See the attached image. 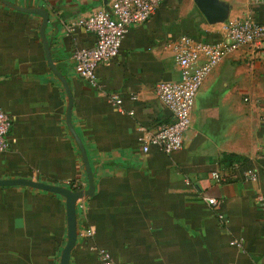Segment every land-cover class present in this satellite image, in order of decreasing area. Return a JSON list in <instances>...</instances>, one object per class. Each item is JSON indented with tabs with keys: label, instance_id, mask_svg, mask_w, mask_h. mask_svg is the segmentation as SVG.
Masks as SVG:
<instances>
[{
	"label": "crops",
	"instance_id": "obj_1",
	"mask_svg": "<svg viewBox=\"0 0 264 264\" xmlns=\"http://www.w3.org/2000/svg\"><path fill=\"white\" fill-rule=\"evenodd\" d=\"M8 1L48 10L45 35L71 87V121L93 170L94 191L77 206L70 264H264V38L207 74L182 147L145 151L140 139L173 119L154 91L157 80L179 76L166 43L181 34L218 40L227 21L246 14L264 23V0H222L228 15L213 22L196 0H161L147 20L130 26L118 54L96 66L104 90L76 71L71 55L93 45L96 34L71 22L111 0ZM41 22L39 13L0 0V106L12 120L0 177L70 187L79 180L85 188L88 174L66 120L68 95L49 65ZM109 91L121 95V108ZM248 167L256 180L244 177ZM66 240L62 194L0 185V264H59ZM95 247L112 259H100Z\"/></svg>",
	"mask_w": 264,
	"mask_h": 264
},
{
	"label": "built area",
	"instance_id": "obj_2",
	"mask_svg": "<svg viewBox=\"0 0 264 264\" xmlns=\"http://www.w3.org/2000/svg\"><path fill=\"white\" fill-rule=\"evenodd\" d=\"M160 1L111 0L109 8L97 7L74 19L71 26H82L96 34L93 45L78 46L72 51L76 71L88 78L100 90H104L97 81L96 66L118 54L130 26L147 20ZM263 38L264 23H259L251 14H246L227 21L223 34L218 40L206 41L190 34H181L168 41L166 47L173 51L179 76L174 79L157 80L154 91L159 100L170 108L173 119L144 130L140 136L143 149L147 151L154 145L161 150L171 152L182 147L185 132L191 125V111L196 94L207 74L231 52L241 47L259 45ZM106 94L110 102L121 108L123 98L118 92L109 91ZM11 123L10 115L0 106V152L5 150L8 144L7 134ZM212 174L218 179L221 177L217 170L212 171ZM243 174L245 178L257 179V172L252 167L246 168ZM71 185L74 189L82 188L79 180H75ZM259 199L264 201L263 195H259ZM208 201L213 205L218 203L215 197H210ZM83 205L82 199H79L77 206ZM84 233L91 234L92 230L87 228ZM232 242L234 243L235 240ZM95 248L100 259H112L109 250L103 247Z\"/></svg>",
	"mask_w": 264,
	"mask_h": 264
},
{
	"label": "water",
	"instance_id": "obj_3",
	"mask_svg": "<svg viewBox=\"0 0 264 264\" xmlns=\"http://www.w3.org/2000/svg\"><path fill=\"white\" fill-rule=\"evenodd\" d=\"M12 6H15L20 9H25L32 12H37L42 16V22L40 25V34L43 39L46 56L49 62V65L53 72L62 80L63 85L66 89L68 95V106L66 112L67 124L70 128V131L74 135L78 146L80 147L82 157L84 160L85 168L88 174V186L85 188L74 189L70 186L53 184L46 182L44 180L35 179L32 177L18 176V177H0V185H10V184H24L32 187L41 188L51 192L60 193L65 197L66 205V222H67V240L61 251L60 262L59 264H70V256L72 249L75 245V242L78 237V226H77V202L79 199H83L86 196H89L93 193L95 183L93 178V170L89 163V159L86 153L85 146L74 129V126L71 121V110L73 105V94L69 82L61 70L57 67L54 62V59L51 54V49L45 35V27L49 19V12L47 9L40 6L33 7H24L18 6L13 2L8 0H2ZM198 6L205 14L207 19L211 22L213 21H224L228 15L229 4L222 0H196Z\"/></svg>",
	"mask_w": 264,
	"mask_h": 264
},
{
	"label": "trees",
	"instance_id": "obj_4",
	"mask_svg": "<svg viewBox=\"0 0 264 264\" xmlns=\"http://www.w3.org/2000/svg\"><path fill=\"white\" fill-rule=\"evenodd\" d=\"M221 159V162H223V163H227V164H232L231 162H232V160L230 159V158H227V157H221L220 158ZM71 187H73L72 185H71Z\"/></svg>",
	"mask_w": 264,
	"mask_h": 264
}]
</instances>
